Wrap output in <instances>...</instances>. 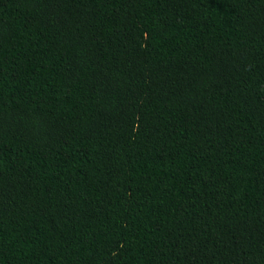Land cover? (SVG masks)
Returning a JSON list of instances; mask_svg holds the SVG:
<instances>
[{
  "label": "trees",
  "instance_id": "obj_1",
  "mask_svg": "<svg viewBox=\"0 0 264 264\" xmlns=\"http://www.w3.org/2000/svg\"><path fill=\"white\" fill-rule=\"evenodd\" d=\"M0 264H264V0H0Z\"/></svg>",
  "mask_w": 264,
  "mask_h": 264
}]
</instances>
